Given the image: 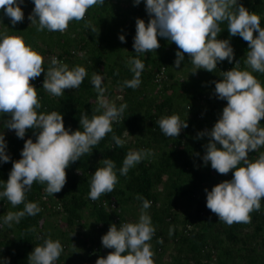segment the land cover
<instances>
[{
    "label": "clouds",
    "instance_id": "obj_1",
    "mask_svg": "<svg viewBox=\"0 0 264 264\" xmlns=\"http://www.w3.org/2000/svg\"><path fill=\"white\" fill-rule=\"evenodd\" d=\"M140 2L133 0L134 5ZM32 3L34 7L27 18L37 31L63 32L69 21L83 19L87 9L103 4L104 0H32ZM23 4L25 0H0V23H3L4 16L12 25L23 21ZM144 5L149 19L145 23L143 18H136L133 37L136 53L156 50L160 47L158 37H163L178 46L174 60L177 67L187 53L195 66L192 73L198 69L213 72L218 62L225 59L233 62L235 52L230 37L239 35L248 42L245 64L253 71L264 73L261 17L239 0H144ZM225 20L229 38L221 39L218 38L222 31L220 22ZM119 39L125 41V35L119 34ZM144 67V60L131 57L130 70L134 75L125 79L122 86L138 87ZM42 72V87L56 96L63 95L66 88L78 87L87 75L85 67L75 65L69 68L57 57H52L51 65L45 68L43 55L23 37L0 32V127L14 130L21 139L29 128L38 130L34 131L35 140L31 136L24 140L20 158L15 160L8 152L4 130L0 132V163L12 162L7 180L0 179V198L6 197L12 205L24 203L22 210L0 217V223L11 225L25 214L40 212L37 202L25 200V193L33 182H46L44 190L48 194L59 192L66 183V168L82 154L92 151V146L112 131V121L120 118L127 107L126 103L119 106L109 103L102 96L105 92L103 73L94 72L91 83L101 94L105 110L91 119L86 113L81 114L83 130L80 127L75 130L71 126L66 128L60 111H37L41 104L37 87L30 83V79H36ZM221 76V79L212 81L215 85L213 93L227 103L213 126L197 135L209 138L203 145L204 164H210L221 174L232 170V177L213 185L211 190L205 187L206 207L227 224L248 222L249 213L261 207L264 197V151L256 159H249L252 150L264 145V126L260 122L264 118V84L247 68L232 67L221 71ZM156 123L167 136H177L188 127V121L177 113L161 116ZM112 139L116 146L125 143L115 133ZM146 151L129 150L119 169L120 174L126 175ZM102 162L103 166L97 167L91 175L88 196L93 200L102 193L111 192L118 179L114 160L104 157ZM140 199L142 209L137 221L120 223L119 226L111 223L102 235V245L113 250L98 257L95 264H154L148 241L155 226L151 216L144 211L150 207L151 201L142 196ZM169 231L171 234L172 226ZM62 250L59 239L45 238L28 254L29 264H54ZM0 264H10V258L0 257Z\"/></svg>",
    "mask_w": 264,
    "mask_h": 264
},
{
    "label": "trees",
    "instance_id": "obj_2",
    "mask_svg": "<svg viewBox=\"0 0 264 264\" xmlns=\"http://www.w3.org/2000/svg\"><path fill=\"white\" fill-rule=\"evenodd\" d=\"M240 3L250 11L258 12L261 9L264 0H239ZM262 10V9H261ZM140 17L148 22L149 16L146 12L145 5L129 6L121 9L119 0H107L103 4H98L97 9H87L83 19L87 20L91 26L86 28V32L80 36L82 46L86 47L91 44L95 53L102 51L101 46L114 42L121 45L131 46L133 54V37L135 35V21ZM81 19V20H83ZM5 22L7 21L5 17ZM261 25L264 26V15L261 18ZM10 28L18 30L21 33L23 23L18 22L17 25L10 23ZM220 27L222 31L218 34V38H224L229 35L227 30V21H221ZM125 35V41L119 39V34ZM29 35V34H28ZM24 40L31 45L33 36L23 34ZM86 36V38H85ZM159 38V37H158ZM238 43L234 47L235 56L233 62L229 63L227 59L217 63V68L213 72H209V88L213 93L214 83L212 81L222 78L221 71L231 69L232 67L244 69L243 59L246 58L248 42L239 35ZM66 46L69 44L65 42ZM59 45V44H58ZM61 44L59 46H65ZM175 42L170 45L158 56L151 58V65L145 66L141 72V83L138 87L132 88L122 86L125 79H131L133 72L130 70V64L120 60L115 62L107 71L108 77L113 82L116 92L122 96V100L117 102V106L126 103L127 107L114 122L112 121V131L106 133L101 140L92 146V151L84 153L81 157L71 163L66 168V183L62 189L52 194L45 192V183L34 181L31 188L25 193L26 201H35L39 204L41 211L36 215H27L20 217L19 221H15L14 225L17 229V235L14 239L0 238V257L10 258V264H29L28 254L34 249L35 245L42 244L45 238H51L50 235H44L41 239L38 237L37 229L41 226L45 212L53 203L58 204V212L64 214V218L68 226H72L81 220V211L89 208L91 215L98 224L99 233L93 237L89 233L82 235L81 241L82 257L74 264H90L93 258L100 255L101 252V230L107 229L111 223H114L115 217L126 218L121 211V204L138 199L142 204L140 197H144L154 203L152 188L163 182V177L168 181V192L174 195L176 192L182 195H195L200 190L207 187L211 190L209 183L214 179L216 183L223 179L216 172L211 175L209 170L198 171L193 167V163L202 162V156H196V148L205 151L203 145L209 139H198L197 133L204 127V123L199 121L198 127L193 125L192 133L187 135V139L181 141L179 136L165 135L159 124L156 123L161 116H164L166 109L173 108L172 100L165 98L160 102H156L155 96H150L155 86L164 90L168 83L171 82L172 74L166 69L169 68L175 60V52L177 49ZM49 49V48H47ZM71 51V50H70ZM66 49L62 50L57 56L62 58L64 53L70 55L71 52ZM141 54V53H139ZM138 54L140 58L141 55ZM238 60V61H237ZM237 61V62H236ZM192 65L189 56L185 53V59L181 63ZM236 62V63H235ZM51 62H44L47 68ZM148 68V69H147ZM161 69H164L161 81H157V75ZM262 84H264V73L253 71ZM165 77V78H164ZM39 78H42L39 76ZM164 78V79H163ZM160 82V83H159ZM161 85V86H160ZM108 93H114L115 90L108 89ZM38 98L41 107L38 112H50L52 110L60 111L63 114L65 127L71 126L72 130L81 128V114L86 113L91 119L93 115H98V108L90 102V96L95 97L88 89L86 80L73 89H65L61 96H51L50 94L37 88ZM215 95V94H214ZM220 101L227 102L225 100ZM186 111L193 108L190 103L183 106ZM189 112V111H188ZM173 113L181 115L174 111ZM172 113V114H173ZM194 117L201 118L200 111H195ZM170 115V114H169ZM216 120H213L212 125ZM261 126H264V118H261ZM145 126L144 137L146 142L158 148L162 143H167L168 149L159 155L153 161L141 159L134 166L130 167L126 175L119 172L123 164V159L129 150H132L131 143L127 137L133 136L139 132L141 125ZM127 129V131L125 130ZM203 129V128H202ZM34 131L29 128L23 139L18 138L15 133L8 134L5 139L8 141V152L13 160L20 158V150L24 145V140L29 136L35 140ZM1 132V130H0ZM115 133L120 136L125 143L119 146L115 145L112 135ZM144 147V146H142ZM264 151V145L257 150L251 152L259 156ZM110 157L115 162L117 174V182L111 192L102 193L99 198L93 200L88 196L90 190V180L92 173L97 167L103 166L102 159ZM255 158V159H256ZM12 167L11 160L0 163V179L7 180L8 173ZM78 169V171H77ZM232 170L229 171L226 179H231ZM225 180V179H224ZM192 197V196H191ZM195 214L194 218H183L178 222L175 216L174 205L157 208L153 210L152 219L155 224V232L148 243L153 246V251L164 253L166 251V243H171L174 254H170L169 258L172 264H264V197L261 199V207L253 209L249 215L248 222H233L227 224L219 220V217L206 207V196L203 199L194 198ZM102 202L116 204L115 210H109L102 205ZM0 205L3 209L11 206L14 212L24 208V203L12 205L7 198H0ZM1 216V212H0ZM253 223V233L260 238V249L252 247L247 240V234H240V229L247 223ZM170 226L172 231L170 234ZM166 229V230H165ZM67 246L64 244L63 248ZM261 251V254H258ZM2 252V253H1ZM54 264H57L54 262Z\"/></svg>",
    "mask_w": 264,
    "mask_h": 264
},
{
    "label": "rangeland",
    "instance_id": "obj_3",
    "mask_svg": "<svg viewBox=\"0 0 264 264\" xmlns=\"http://www.w3.org/2000/svg\"><path fill=\"white\" fill-rule=\"evenodd\" d=\"M107 1V0H104ZM121 9H125V7L129 6H141L144 4V0H141L139 5H134L133 0H119ZM97 5H93L90 7L91 9H97ZM24 10L25 18L20 24L23 23V30L21 33H18V30L14 28H10V23L5 22V17L8 22L10 19L7 16L3 17V23H0V32H5L11 35H19L21 37L24 36L23 34L29 36H33L34 38L31 39V46L39 53H41L44 57V62H51L52 57L58 55L62 50L68 48L71 52L70 55L64 53L63 55V62L66 63L69 68L75 65H81L86 68L87 75L84 77V80L87 82L88 89L93 93L95 97L90 96V102L98 108L99 114L105 110V106L102 103L101 94L96 91L94 86L91 83V77L94 72L103 73V87L105 88V92L102 94L104 98L107 99L109 103L120 102L122 100V96L117 93L115 87L113 86V82L107 75L108 69L111 65L115 62H120V60H124L127 64H130L131 57H138L139 53L134 52L131 50V46L121 45L118 43H108L105 47L101 46L100 55L96 54L94 47L91 44H88L86 47H83L81 44L84 42L80 41V36L85 33L86 28H89L90 23L83 19V20H71L68 23V27L63 31H48V30H41L37 31L35 25L31 24V21L27 18L28 13L31 12L34 4L32 0H25V4L21 5ZM262 9V10H261ZM257 14L260 15L262 18L264 15V2L262 3V7ZM221 23V22H220ZM18 22L15 24L17 25ZM29 34V35H28ZM256 33L254 32V35ZM238 35H234L230 37L231 43L233 46H237ZM86 38V36H85ZM224 38H229V35L225 36ZM223 39V38H222ZM160 47L156 50H152L151 52H147L146 54H139L140 59L145 61V66L151 65V58H154L160 55L167 47L170 45L166 38L159 37ZM68 41V45L66 46L65 42ZM64 44L65 46H59ZM49 48V49H47ZM245 59H243L244 69L252 71L253 70L245 64ZM148 69V68H147ZM170 71L173 75L171 78V82L168 83L164 90L158 89L159 86H155L154 90L151 92V97L155 96L156 102H160L165 98H169L172 100L173 108L166 109L164 115L172 114L174 111L181 113L180 118L183 120L188 121V127L183 128L181 132L178 134L180 137L179 140L183 141L187 139V135L192 133L193 125L197 126L198 122L201 121L204 123V127H201V131L204 129H210V125H212L213 120H217L219 114L222 111L223 106L227 102H222L216 98L214 94L211 93L209 88V71L204 69H198L195 73H192L195 70V66L188 65L186 62L181 63L179 67H177L174 63L166 69ZM39 78L37 77L34 80L30 79V83L35 85L37 88L40 87L41 90L50 94L43 86V79L44 73L42 72ZM161 86V85H160ZM71 89V88H66ZM108 89L115 90L114 93H108ZM51 96H56L52 95ZM187 103L193 108L186 111L183 109ZM195 111H200L201 118L197 119L194 117ZM7 115H5V119ZM114 122V120H113ZM145 125V124H144ZM141 125V129L135 135V137H127L128 141L131 143L132 150H147L143 155L142 159H146L147 161H153L162 152L168 149L167 144L171 142L168 140L167 143H162L160 148L156 147L148 142H146V138L144 137L145 126ZM198 127V126H197ZM203 128V129H202ZM1 132L4 130L5 136L8 134L15 133L14 130H8L7 128L0 127ZM207 136H203L205 140ZM198 139H202L201 136H198ZM144 146V147H142ZM219 146V145H218ZM196 156H203L204 151L199 148H196ZM256 155L252 152L249 153V159L254 160ZM193 167L198 171H206L209 170L211 175H216V170L211 168L210 164L205 165L202 162H195L193 163ZM218 173V172H217ZM219 176L224 180L228 177L227 174L218 173ZM163 183L160 185H155L152 188V193L154 196V203L150 204V207L145 209L150 216L151 222L155 226L154 221L152 219V213L154 209L162 208L163 206H169L171 203L174 205L175 216L178 219V222L181 221L183 218H194L195 214V201L194 198L203 199L206 196L204 190H200L199 193L195 195H182L180 193H175L174 195H170L168 192V181L166 177H163ZM217 184L213 179L209 186H213ZM122 206L121 211L125 215V217L130 219V222H135L138 220L142 204L139 203L138 199L126 202L121 204ZM59 206L58 204L53 203L52 206L48 209L49 212H45L44 219L41 221V226L37 229V235L40 239L44 235H50L52 239H59L62 245H66V248H63L60 256L57 258L55 263L57 264H74L78 262L81 257L83 256L81 250V241L83 239L82 235L84 233H89L93 237H95L99 233L98 224L95 222L93 216L90 213L89 208H85L81 211V220L75 223L72 226H68L66 220L64 218V214L58 212ZM0 212L1 216L3 217L7 215L8 212H14L11 209V206L8 208L3 209L0 205ZM126 219V218H125ZM15 220L11 222V225L8 223H0V238L3 237L4 239H14L17 235V229L15 228ZM253 223H247L244 227H242L239 231L240 234L244 235L247 234L248 243L259 250L260 247V238L253 233ZM109 228V227H108ZM107 229L101 230L102 234H105ZM166 230V229H165ZM74 233V234H73ZM264 237V234H262ZM102 245V244H101ZM166 251L164 253H157L153 251V246H151V250L153 252L152 259L154 260V264H172L169 255L174 254L171 243H166L165 245ZM113 249L106 248L103 245L101 246V252L99 256H96L92 259L90 264H95V261L100 256H106L108 252L112 251ZM2 253V252H1ZM258 254H261V251H258Z\"/></svg>",
    "mask_w": 264,
    "mask_h": 264
},
{
    "label": "built area",
    "instance_id": "obj_4",
    "mask_svg": "<svg viewBox=\"0 0 264 264\" xmlns=\"http://www.w3.org/2000/svg\"><path fill=\"white\" fill-rule=\"evenodd\" d=\"M54 57H57L60 61H62L63 62V57L62 58H59L57 55H55ZM165 73H164V69H161V71L158 73V74H156L157 75V81H161V79H162V75H164ZM165 78V77H164ZM163 78V79H164ZM160 83V82H159ZM115 121V120H114ZM102 205L104 206V207H106L107 209H109V210H115L116 209V204L114 203V202H111V203H107V202H102ZM124 222H128L125 218H120V217H115V219H114V223H116L118 226H119V224L120 223H124Z\"/></svg>",
    "mask_w": 264,
    "mask_h": 264
}]
</instances>
